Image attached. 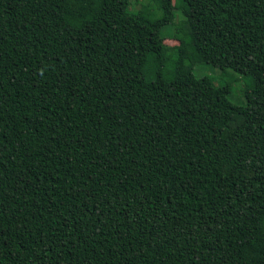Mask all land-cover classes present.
Instances as JSON below:
<instances>
[{"label": "trees", "instance_id": "trees-1", "mask_svg": "<svg viewBox=\"0 0 264 264\" xmlns=\"http://www.w3.org/2000/svg\"><path fill=\"white\" fill-rule=\"evenodd\" d=\"M132 1L0 0V264H264V0Z\"/></svg>", "mask_w": 264, "mask_h": 264}, {"label": "rangeland", "instance_id": "rangeland-1", "mask_svg": "<svg viewBox=\"0 0 264 264\" xmlns=\"http://www.w3.org/2000/svg\"><path fill=\"white\" fill-rule=\"evenodd\" d=\"M146 4H151V0H143ZM132 7L134 9L141 8L140 3H135L132 1ZM174 3H178V0H174ZM187 10V6L185 3L180 4V8L176 9V17L175 22L179 23L184 18V11ZM173 24V23H172ZM171 24V25H172ZM168 25L164 28V35L168 38L165 41L170 47H173L178 44V41L171 40L170 34L173 32L172 26ZM171 26V27H170ZM175 58V55L172 57ZM194 72L197 76H209L213 79L215 85H227L230 87L229 98L232 102L240 105H244L246 103L245 92L248 87L253 85L252 77L249 75L242 74L233 68H220L217 66H213L211 64H207L202 62L199 58H196V63L194 66Z\"/></svg>", "mask_w": 264, "mask_h": 264}]
</instances>
